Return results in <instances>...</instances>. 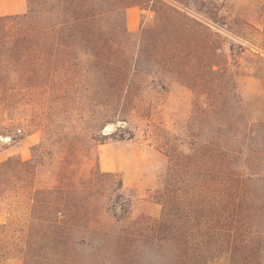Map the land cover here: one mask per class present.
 Returning <instances> with one entry per match:
<instances>
[{"label": "trees", "instance_id": "obj_1", "mask_svg": "<svg viewBox=\"0 0 264 264\" xmlns=\"http://www.w3.org/2000/svg\"><path fill=\"white\" fill-rule=\"evenodd\" d=\"M252 5L26 0L0 15V136L41 133L30 158L0 161V264H264V102L243 101L233 67L250 44L261 67L248 76L264 80V0ZM132 6L152 13L136 32ZM173 85L206 125L159 141L153 215L89 156L108 123Z\"/></svg>", "mask_w": 264, "mask_h": 264}, {"label": "rangeland", "instance_id": "obj_2", "mask_svg": "<svg viewBox=\"0 0 264 264\" xmlns=\"http://www.w3.org/2000/svg\"><path fill=\"white\" fill-rule=\"evenodd\" d=\"M232 2L235 7H254L253 0H232ZM150 15L152 13L141 10L137 6L129 7L126 10L127 29L136 32L143 20L150 18ZM254 21L261 24L262 18H255ZM259 28L262 30L264 27ZM243 30L248 36L259 32L254 27H243ZM246 47L245 54L233 64L237 70L236 84L243 101L246 103L254 101V105H257L264 102V80L259 76H248V74L258 73L261 66L257 58L252 55L254 51L251 50L250 44ZM254 47L252 46L253 49ZM194 109L190 105V91L173 85L171 91L157 101L151 111L141 109L131 115L125 114L124 117L127 116L128 121L108 123L101 133L106 137L98 142L95 148V158L94 155L89 156L91 158L89 167H97L103 172L119 173L123 181V192L137 199V208L157 215L161 209L157 191L162 188L163 176L169 162L167 153L157 145L182 134L189 135L190 138V134L196 130V127H205L204 121L192 120L191 114H194ZM54 110L56 108L52 105L50 111ZM29 135V140L36 143L41 138L40 131H34ZM29 135L15 142L9 138L0 141V153L11 145L20 146L17 153L7 156V152H4L2 160L10 156L23 159L22 146L25 145L23 139ZM176 143L177 140H173L172 144ZM31 146L26 145L27 159L30 158ZM5 219L6 213L0 210V224L5 222Z\"/></svg>", "mask_w": 264, "mask_h": 264}, {"label": "crops", "instance_id": "obj_3", "mask_svg": "<svg viewBox=\"0 0 264 264\" xmlns=\"http://www.w3.org/2000/svg\"><path fill=\"white\" fill-rule=\"evenodd\" d=\"M25 9H26V0H0V15L18 14V13L24 12ZM29 137L30 135L23 139V142H24L23 144H25L22 146L23 156H24L23 159H27L28 157L26 145L31 146L36 143L33 140L30 141ZM19 147L20 146L11 145L8 148H6L4 152H7V156L11 155V154L19 152L18 150L20 149ZM4 152L0 153V160L3 159L2 154H4Z\"/></svg>", "mask_w": 264, "mask_h": 264}, {"label": "built area", "instance_id": "obj_4", "mask_svg": "<svg viewBox=\"0 0 264 264\" xmlns=\"http://www.w3.org/2000/svg\"><path fill=\"white\" fill-rule=\"evenodd\" d=\"M7 139H8V137L0 136V141H5V140H7Z\"/></svg>", "mask_w": 264, "mask_h": 264}]
</instances>
